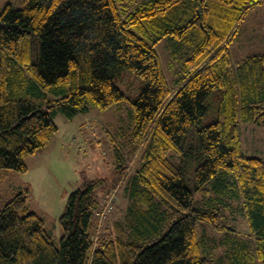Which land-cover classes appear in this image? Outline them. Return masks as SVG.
<instances>
[{
  "label": "trees",
  "instance_id": "trees-1",
  "mask_svg": "<svg viewBox=\"0 0 264 264\" xmlns=\"http://www.w3.org/2000/svg\"><path fill=\"white\" fill-rule=\"evenodd\" d=\"M258 1L3 5L0 169L25 170L23 156L56 129L55 112L70 118L120 101L125 94L113 81L120 70L133 71L143 83L132 100L131 135L115 146L118 179L109 186L101 178L88 180L69 192L57 243L43 219L27 210V187L0 193V264H264V158L242 153L235 124L246 117L243 107L264 106L263 62L246 67L239 92L216 94L221 66L231 65L227 46ZM163 36L188 45L171 90L154 47ZM237 105L240 110L232 108ZM212 106L220 111L196 125ZM169 150L196 161L191 177L185 178L182 159L175 164L167 158ZM128 163L131 173L122 185ZM111 189L125 201L93 243L94 210ZM240 216L254 236V252L236 237Z\"/></svg>",
  "mask_w": 264,
  "mask_h": 264
},
{
  "label": "rangeland",
  "instance_id": "rangeland-1",
  "mask_svg": "<svg viewBox=\"0 0 264 264\" xmlns=\"http://www.w3.org/2000/svg\"><path fill=\"white\" fill-rule=\"evenodd\" d=\"M7 1L0 0V10ZM187 46L186 42L168 36H163L154 44L170 90L175 86L183 59L188 55ZM227 48L231 65L221 66L223 76L222 86L216 93L218 97L221 94L229 96L234 91L239 92L246 67L259 61L264 65V0H259L246 10ZM246 59L249 62L245 64ZM113 81L125 94L120 101L106 108L90 106L86 111L77 112L70 118L55 112L53 121L56 129L42 147L23 156L25 170L0 169V193L10 196L15 190L27 187V210L37 213L43 219L44 228L56 243L62 233L58 218L69 192L88 180L101 178L104 179L105 186H109L114 179H118L115 146H121L131 135L132 100L138 94L143 80L133 71L122 69ZM250 107H243L246 117H237L235 123L240 137V149L246 156L264 158V106L254 109ZM232 108L240 110L241 106ZM215 110L216 113L220 111L219 106L208 109L196 125L211 121ZM252 111H257V114L250 115ZM189 144L190 142L184 143V148ZM166 156L175 164L182 159L181 155L172 150L167 151ZM182 162L185 178L191 177L192 164L196 161L186 155ZM128 166L130 171L132 166L130 163ZM130 173L131 171L121 181L122 185ZM122 178L123 175L120 180ZM124 201L117 190L114 206L107 213L106 220L115 207L123 205ZM106 220L97 232L95 219L91 234L94 241L104 233ZM238 223L236 237L245 240L248 251L254 252V236L246 219L240 216Z\"/></svg>",
  "mask_w": 264,
  "mask_h": 264
},
{
  "label": "built area",
  "instance_id": "built-area-1",
  "mask_svg": "<svg viewBox=\"0 0 264 264\" xmlns=\"http://www.w3.org/2000/svg\"><path fill=\"white\" fill-rule=\"evenodd\" d=\"M115 189L106 190L102 193L99 203L97 207L94 210V216L96 219V231L98 232L103 225V223L106 220L107 213L110 212V210L113 207V203L115 201ZM92 238V236H91ZM93 240V238H92ZM95 241L93 240V243Z\"/></svg>",
  "mask_w": 264,
  "mask_h": 264
}]
</instances>
